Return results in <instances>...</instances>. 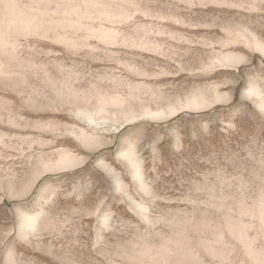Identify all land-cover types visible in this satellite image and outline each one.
<instances>
[{"label": "rangeland", "instance_id": "1", "mask_svg": "<svg viewBox=\"0 0 264 264\" xmlns=\"http://www.w3.org/2000/svg\"><path fill=\"white\" fill-rule=\"evenodd\" d=\"M117 3L110 42L89 41L103 52L37 37L23 63L0 55V264H150L201 202L264 199V0ZM193 95L207 106H186ZM100 105L87 145L76 111ZM63 151L78 163L43 171ZM261 250L264 221L242 215L225 259L259 264Z\"/></svg>", "mask_w": 264, "mask_h": 264}, {"label": "clouds", "instance_id": "2", "mask_svg": "<svg viewBox=\"0 0 264 264\" xmlns=\"http://www.w3.org/2000/svg\"><path fill=\"white\" fill-rule=\"evenodd\" d=\"M122 8L117 0H0V55L10 52L23 63L30 51L29 40L37 37L77 52L85 48L103 52L105 49L89 41L108 44L113 37L109 26L116 25L110 13ZM68 79L59 83L66 85ZM201 203L203 212L183 213V218L174 221L171 247L148 249L150 264H236L225 259L228 240L238 230L242 215L259 216L264 221V199L251 208L233 196H217ZM259 264H264V250Z\"/></svg>", "mask_w": 264, "mask_h": 264}, {"label": "bare ground", "instance_id": "3", "mask_svg": "<svg viewBox=\"0 0 264 264\" xmlns=\"http://www.w3.org/2000/svg\"><path fill=\"white\" fill-rule=\"evenodd\" d=\"M256 47L261 49V44L260 43H256ZM121 97H123V96H121ZM118 101H121V100L117 99L116 102H118ZM185 104H186V106H188L190 108L191 107L204 106V105L207 106V101H206V98L203 95H193L191 98L187 99ZM185 104H182V105H185ZM167 107H168L167 109L166 108H164V109L160 108V109H156V110H150V109L146 110L144 112V115L150 116V117H154V118H164V117L172 115V114H174L176 112V108H177L176 106H172V105L170 106L169 105ZM104 111H105L104 105H100L98 110H97V112L96 111L95 112L89 111L88 109H77V111H76L77 116L80 117V118L88 120L92 124V126H91L92 127V129H91L92 133L85 132V130H80L79 131L81 139L84 140V142L87 145H96L97 144L98 141L96 139L97 138L96 131L99 130V129H102V127H103L102 124L107 123V120L100 121L101 119L108 118L105 115L100 116L101 114H99V113L100 112H104ZM125 115H126V118L123 117L124 119H123L121 125L126 124L128 122H131V121H134L135 119H137V117H136L137 115H135V114L128 113V114H125ZM130 156H131L132 160L136 163V166H137L136 174L140 178L141 183L144 186V181H143V178H142V172H141V169H140V164H141L140 159L137 157V155H135V152H132ZM78 161H79V158L77 156H75L72 152L63 151V152H61V154L59 155L57 160H55L53 162L52 161H47V160L44 161L43 162V168H44L43 171H53V170H57V169L65 168V167H70V166H73L76 163H78ZM38 175H40V174L38 173L35 177H38ZM119 185H121V184L119 183ZM39 216H40L39 214H35V215H32V216L31 215L30 216H26L27 224H28V226H30L32 228V230H33V228L36 227V225H37V223L39 221ZM241 233H243V232H241ZM245 241H246V239H245Z\"/></svg>", "mask_w": 264, "mask_h": 264}]
</instances>
